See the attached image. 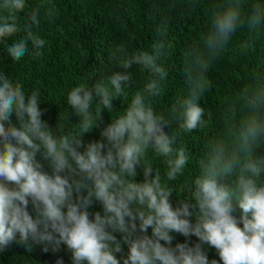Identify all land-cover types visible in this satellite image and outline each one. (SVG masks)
I'll return each mask as SVG.
<instances>
[{
  "label": "clouds",
  "instance_id": "clouds-1",
  "mask_svg": "<svg viewBox=\"0 0 264 264\" xmlns=\"http://www.w3.org/2000/svg\"><path fill=\"white\" fill-rule=\"evenodd\" d=\"M43 7L27 12L20 25L18 13L24 12L26 0H0V39L25 33L6 48L13 60L29 53V42L33 55L43 54L46 41L34 31ZM56 14L54 5L44 11L49 21ZM262 27L264 4H214L206 30L182 53L185 92L171 105L168 118L154 107L168 76L162 61L172 49L170 17L163 14L151 51L130 52L124 43L117 44L108 59L122 72L70 90L66 101L80 118L76 127H50L41 118L39 91L29 93L19 80L0 72V251L19 234L22 242L31 238L38 243L58 236L56 243L71 249L72 264H120L116 253L125 243L123 264H218L209 261L202 244L214 247L223 264H264V154L256 151L264 150V77L253 72L235 95L223 127L205 145L199 173L182 186L187 198L175 208L169 199L176 191L169 182L184 175L189 161L179 137L213 121L212 112L205 119L206 110L199 103L210 86V69L238 30L255 36ZM241 47L251 48L252 42ZM134 65L148 74L143 87L111 117L101 132L103 140L84 144L82 136L97 126L101 111L112 114L114 98H129ZM173 121L178 130L168 134L164 125ZM150 154L163 160V175ZM138 167L143 169V182L135 179ZM94 201L103 211L90 218ZM236 208L239 217L233 215ZM193 215L195 223L189 219ZM117 232L122 239H117ZM171 233L194 235L200 242L172 247Z\"/></svg>",
  "mask_w": 264,
  "mask_h": 264
},
{
  "label": "trees",
  "instance_id": "trees-1",
  "mask_svg": "<svg viewBox=\"0 0 264 264\" xmlns=\"http://www.w3.org/2000/svg\"><path fill=\"white\" fill-rule=\"evenodd\" d=\"M255 2L264 4V0H247L248 4ZM216 3H219V0H26L24 12L18 13L20 25L27 20V12L44 5L41 8L40 26L34 29L46 41L41 50L43 54L33 55L35 50L29 42V53L15 61L6 48L25 33L21 31L13 37L0 39V72L6 73L14 81L19 80L29 93L33 90L39 91V107L43 112L41 118L50 127L55 128L56 123L76 127L80 118L66 101L70 90L81 82L95 84L115 72H122L123 69L116 61L108 59L110 50L117 44L124 43L130 52L151 51V45L156 39L157 24L163 14L170 17L169 39L172 49L162 61L168 76L162 83L163 92L154 101V107L158 113L168 118L171 105L185 92L182 53L206 30L210 9ZM50 5H54L57 11L51 21L44 17V11ZM249 41L252 42V47L242 50L241 46ZM130 71L133 74V85L129 86V98H114L112 114L107 109L101 111L97 126L82 136L84 144L103 140L101 132L111 123V117L127 107L132 92L143 87L147 72H141L135 65ZM253 72L264 77V27L255 36L250 35L247 30H238L226 52L208 73L210 86L199 103L206 110L205 119L207 113L212 112L213 121L206 128L182 133L179 137V144L188 151L189 161L184 175L169 182L176 189L169 198L174 208L179 206L181 199L187 198V193L182 189L183 184L190 182L199 173L198 161L203 155L207 141L223 127L226 110L235 95L248 83V77ZM235 115L238 117L239 114ZM164 130L168 134L177 131L175 121L164 125ZM256 151L258 155L264 154V150ZM149 158L154 168H159L163 175V160L152 154ZM44 170L51 174V168L47 164ZM154 174L153 172L151 175ZM135 179L137 182H143L145 179L142 167L137 168ZM235 179V176L231 177V180ZM28 210L35 216L31 203ZM97 211L102 213V205L94 201L89 208L90 218ZM233 215L239 217L240 210L236 208ZM189 219L192 223L196 222L195 215ZM239 226L242 227V223ZM148 234L151 235V229ZM115 235L118 240L122 239V234L117 232ZM171 235L172 247L178 243L187 242L189 246H194L200 242L194 235ZM56 239L58 236L50 242L38 243L31 238L22 242L17 234L16 238L0 251V264H57L58 260H62L63 264H72L71 249L63 242L57 244ZM122 248L121 253H116L120 264H123L122 257L127 255L128 245L122 244ZM202 250L209 261L215 259L218 264H223L214 247L202 244Z\"/></svg>",
  "mask_w": 264,
  "mask_h": 264
}]
</instances>
